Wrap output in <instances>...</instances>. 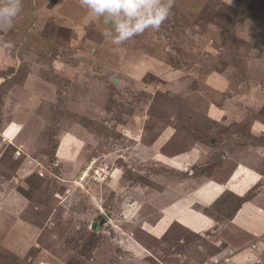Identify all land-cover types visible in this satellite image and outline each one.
<instances>
[{
    "label": "rangeland",
    "instance_id": "1",
    "mask_svg": "<svg viewBox=\"0 0 264 264\" xmlns=\"http://www.w3.org/2000/svg\"><path fill=\"white\" fill-rule=\"evenodd\" d=\"M104 27L79 0H23L0 31V264H264V220L239 215L258 179L225 184L237 162L264 184V0H175L120 46ZM235 226L256 238L219 234Z\"/></svg>",
    "mask_w": 264,
    "mask_h": 264
},
{
    "label": "clouds",
    "instance_id": "2",
    "mask_svg": "<svg viewBox=\"0 0 264 264\" xmlns=\"http://www.w3.org/2000/svg\"><path fill=\"white\" fill-rule=\"evenodd\" d=\"M93 20L102 21V35L112 45L120 46L148 30L158 31L169 19L175 0H79ZM23 0H0V31L13 27L22 12ZM6 49L11 42H3Z\"/></svg>",
    "mask_w": 264,
    "mask_h": 264
},
{
    "label": "crops",
    "instance_id": "3",
    "mask_svg": "<svg viewBox=\"0 0 264 264\" xmlns=\"http://www.w3.org/2000/svg\"><path fill=\"white\" fill-rule=\"evenodd\" d=\"M221 112H222L221 109H217L216 111L212 109L210 111L209 115H211V116H214V115H217V114L221 115ZM166 132L169 133L167 130H166ZM162 140H164V137L161 138V136H160L159 137V140H157L156 143H154L153 145H151L152 146L151 147V150L153 151L154 158L157 159V160H161L160 163H163V164H166V165L173 164V165H176L179 168H182L181 167L182 164L180 162H178V161H174V162L172 161V162H170L160 152L159 148H160V145H161V141ZM144 152L146 154H141V153L138 154L140 156V158L141 157H143V158L150 157V153L148 151H146V150L142 151V153H144ZM150 158L152 159V156ZM253 163H254L253 164L254 166H257V164L259 162L258 161L255 162L254 161ZM249 167H252V168L250 169ZM248 172H250L251 174L248 173ZM260 173H261V170L258 171L257 168L253 167L252 165H245L244 163L237 162L236 165H235V167H233L232 169H230V172L228 174V176H229L228 179H230V182H228V184L225 183L226 185H228L227 188L229 190H230V188H232L233 195H235V196L236 195L240 196V195H243V193H244L243 192L244 191L243 186L240 185L239 187H237V185H236V183H239L238 181H241L242 179H243V182L245 183V186L248 185L246 188H249V187L252 188L253 186H257V189L258 190H257V193L255 195H251L250 197L249 196L246 197V195L244 196L245 197V200L244 201H247V202L243 205V207H241V206H242V204L244 202L239 207V208H241V211L243 212V213H240L239 215L242 216L245 211L252 210V212L250 213V215H251L250 218L253 215H255V216L258 217L256 219V221H259V222L262 221V220H264V184H263V181H262V176H260ZM236 174H238V175L235 176ZM246 174H249L250 177H247ZM245 175H246V178H245ZM233 176H235V178H233ZM256 178L258 179V183L256 185H253L255 183V181L257 180ZM261 182H262V184H261ZM223 183H224V181L223 182H220L219 181V183L215 182V185L212 184V185L209 186V188L212 187L215 190V193H216V191L219 190L218 194L216 195V196H219L222 193V191H223V189L221 187V184H223ZM218 184H220V185H218ZM197 196H198V193L195 194V197H197ZM176 197L179 198V201L178 202L177 201H174L173 202L174 205L171 204V205H169L167 207L168 210L166 211V213H165L166 215L165 216L170 221L173 220L172 222H174V221H180V220L182 222H185V221H183V218L186 215L192 216L191 214L194 213V211L191 209V205H189L188 203H186L187 202L186 198H181V197H179L177 195H176ZM180 199H181V201H180ZM237 210L238 211L235 212L236 214L234 215V217L235 216H238L237 213L239 212V209H237ZM187 211L189 213H186ZM182 214L184 215V217L183 218L182 217H179V215H182ZM246 217L247 216L244 215V219L242 221L247 222L248 220L246 219ZM179 218H180V220H178ZM230 221H232V220H230ZM186 223H188V222H186ZM253 224H255V223H253ZM245 230L240 229L241 232L245 233V239H246V241L243 242V243H242V241H243L244 237L238 233V229H237L236 226L235 227H229L228 229H221L220 228L219 234L221 233L222 235H224V237L227 240H229L231 242H235L236 245H240L241 244L242 246H244L245 243L250 240V235L253 236L254 238H256V236H257L256 231H253L252 233H250L249 231H247V230L245 231ZM260 236H262V235H260ZM261 239L264 240V236L262 238L259 237V241L260 242H258V244H261ZM260 247L262 248L263 246L260 245ZM228 254H229V256H231L232 252L230 251ZM233 256H235V257H233ZM233 256H231V257L228 258L232 262H235V261L238 262L239 261L241 264H246L250 260V257H247L245 254H242V253H237V254H234Z\"/></svg>",
    "mask_w": 264,
    "mask_h": 264
},
{
    "label": "trees",
    "instance_id": "4",
    "mask_svg": "<svg viewBox=\"0 0 264 264\" xmlns=\"http://www.w3.org/2000/svg\"><path fill=\"white\" fill-rule=\"evenodd\" d=\"M232 80L234 81L233 83H232ZM242 81H241V79L239 78V75H234V78H232L231 79V84H233V86H236L237 85V87H238V85H240V83H241ZM232 86V87H233ZM207 87V86H206ZM208 89H209V94H212L211 95V98H213V94H216L217 93V91H216V88H214V87H212V86H209L208 85V87H207ZM59 144H60V139H59V143H57V145H56V152H55V154H54V156H56L57 157V151H58V147H59ZM249 192V191H248ZM226 193H230V192H222L219 196H216L215 198V200L214 201H217L221 196H222V194L224 195V194H226ZM250 193V192H249ZM247 194L246 195V197H250V194ZM240 197V196H239ZM245 198V197H244ZM213 201V202H214ZM223 201H225V199H223ZM174 222H177V221H174Z\"/></svg>",
    "mask_w": 264,
    "mask_h": 264
},
{
    "label": "bare ground",
    "instance_id": "5",
    "mask_svg": "<svg viewBox=\"0 0 264 264\" xmlns=\"http://www.w3.org/2000/svg\"><path fill=\"white\" fill-rule=\"evenodd\" d=\"M81 133H82V132H81ZM82 134H83V133H82ZM84 134L86 135V133H84ZM29 136H31V135L29 134ZM186 213H187V212H186ZM179 217H182V218H183L184 215H183V214H182V215H179ZM185 219H188V217H184V218H183V220H185ZM189 220H190V217H189ZM187 221H188V220H187ZM188 225H190V226H194L193 224H190V223H189Z\"/></svg>",
    "mask_w": 264,
    "mask_h": 264
}]
</instances>
